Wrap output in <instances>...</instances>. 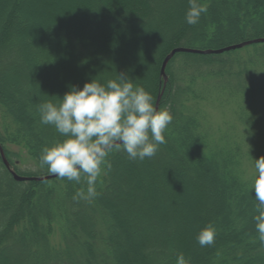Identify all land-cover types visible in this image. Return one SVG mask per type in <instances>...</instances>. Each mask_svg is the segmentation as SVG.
<instances>
[{
    "label": "trees",
    "instance_id": "trees-1",
    "mask_svg": "<svg viewBox=\"0 0 264 264\" xmlns=\"http://www.w3.org/2000/svg\"><path fill=\"white\" fill-rule=\"evenodd\" d=\"M22 1L0 19V145L10 164V168L5 166L0 153V264H118L119 256L127 264H176L179 253L190 258L191 264H264V246L256 238L253 220L254 160L264 157V43L222 54L179 53L166 69L164 92L161 76L165 58L176 48L214 51L264 39V12L258 11L257 0H233L234 4L200 0L208 12L195 28L185 25L188 5H182L183 0H62L69 1L72 13L65 11L61 21L51 14L53 22L40 21L36 9ZM224 10L233 15L221 26L217 17ZM149 30L161 36L163 46L157 49L153 81L142 86L152 94L155 105L163 92L159 110L167 109L174 117L164 135L174 146L161 145L160 161L154 156L130 169L125 164L134 161L126 152L110 154L112 167L105 168L98 179L99 195L91 202L74 201L76 192L67 190L72 185L67 179L17 182L13 173L50 176L47 166L39 165L41 150L65 137L40 123L35 106L30 112L39 117L32 122L14 95L27 102L41 101L49 87L60 86L57 73H63L73 60L81 64V70L106 74L126 60V53L137 52L136 45L144 44ZM74 77L69 75L68 82ZM141 82L145 77L141 76ZM71 85L65 86L70 90ZM36 124L43 126L45 135L35 131ZM9 146L25 150L31 165L21 163L22 155ZM149 161L157 172L149 169ZM170 167L174 176L167 185L158 176H165ZM209 173L214 174L212 182L220 196L212 200L217 204L207 222L213 217L218 234L215 244L200 254L178 244L177 224H161L149 216L144 210L147 195L141 190L150 189L148 198L153 201L151 190L157 187L164 192L159 196L167 207L184 191L181 178L192 185L205 184ZM75 185L83 187V183ZM55 189L64 205L72 201L70 210L63 209L70 213L67 228L58 217L32 207L33 199L41 194L48 199ZM69 229L80 243L66 237ZM55 230L61 241L53 247ZM134 232L141 237L136 238ZM123 238L130 239L129 246L136 240L130 251H121L120 246L127 245ZM128 252L134 254L131 262Z\"/></svg>",
    "mask_w": 264,
    "mask_h": 264
},
{
    "label": "clouds",
    "instance_id": "clouds-1",
    "mask_svg": "<svg viewBox=\"0 0 264 264\" xmlns=\"http://www.w3.org/2000/svg\"><path fill=\"white\" fill-rule=\"evenodd\" d=\"M188 5L185 22L197 25L208 7L200 0H188ZM58 98L37 106L40 123L54 127L65 137L42 148L39 165L47 166L48 173L61 180L85 183L86 190L81 188L73 196L76 202H91L98 197L96 185L105 168L111 169L108 158L113 152L124 151L130 160L143 162L153 158L160 146L167 143L164 133L173 115L167 109L158 110L152 94L125 73H118L105 83L94 78L82 89L70 86L63 98ZM254 161L257 175L253 220L256 238L264 246V157ZM217 234V228L209 223L199 231L196 241L202 248L210 247ZM176 264H191V260L179 253Z\"/></svg>",
    "mask_w": 264,
    "mask_h": 264
},
{
    "label": "rangeland",
    "instance_id": "rangeland-1",
    "mask_svg": "<svg viewBox=\"0 0 264 264\" xmlns=\"http://www.w3.org/2000/svg\"><path fill=\"white\" fill-rule=\"evenodd\" d=\"M22 0H0V19L4 16L10 15L12 10H15L17 5L21 2ZM26 1L25 4H29V6H31L32 9H36V14L38 16V19L43 20L45 22L49 21V20H53L51 19V14H53L54 18H56L57 20H62V16L66 15L67 13L65 11L68 12V14H71V7L69 1H62V0H24ZM184 2L182 3V5L187 2L188 5V0H183ZM232 3L234 4L235 2L233 0H231ZM47 2V3H45ZM257 5H261L260 7H258V11L259 12H264V0H257ZM259 3V4H258ZM50 4V7H48V5ZM53 4V6L51 7V5ZM70 6V7H69ZM54 7V8H53ZM189 7V5H188ZM234 8V5H233ZM253 8L256 10V5L253 6ZM7 11V13L5 11ZM232 13L228 12L226 10H224L221 12V14L217 17L218 20V24H220L221 26H223L225 24V21L227 18L230 21L231 17H232ZM204 16V15H203ZM64 17V16H63ZM205 17V16H204ZM204 23L207 21L206 18H204ZM201 21L203 23V19L201 17L200 22L197 25H188L185 22V25L191 28H195L196 26H200L201 25ZM1 25V24H0ZM36 27V26H35ZM197 31H201V29H197ZM204 32V31H203ZM161 36L157 34V32H153L152 30H149L145 33V37L143 38V45L141 46L142 43H139L138 45H136L137 48V52H133V53H126L125 54V58L126 60L122 59L118 62V64H116L114 66V68H112L108 73H102L99 70H93L90 69H83L81 70V64L78 61H71V64H68V67L63 71V73L58 74L59 75V80L57 81V85L60 86H56L55 88L53 87H49V90H47V95L45 94V96L43 95V97H40L41 101L38 100L34 101V99H30L29 102H27L26 100H23L21 97L19 96H15L17 104L20 103L24 104L25 109L24 111L29 112L31 115L30 119L32 122H34V119H38V115L35 113H31L32 112V106L37 107L40 103L48 100V99H53L54 102L55 100H58L60 98H63V96L65 95V93H67L69 91V89H67V87L65 85H73V86H78L80 89L83 88V86L86 83H89L92 81V79L97 78L100 80L101 83H105L107 80L109 79H115L116 76L118 75V73H125L130 79L133 80V82L135 84H138L140 86L145 84H148V86L150 85L152 78H154V65L156 63V58L159 54V51H157L158 48L163 46V43H161ZM39 41V40H38ZM135 48V49H136ZM85 68V67H84ZM111 72V73H110ZM69 75H73L74 80L73 81H69L67 80V77ZM167 75V74H166ZM141 76L145 77V82H141ZM66 79V80H65ZM71 85V86H72ZM146 89V88H145ZM147 90V89H146ZM54 96H58L53 98ZM26 101V102H24ZM37 102V103H36ZM17 104H13L14 107L17 106ZM31 105V109H29V106ZM31 111V112H30ZM26 112V113H27ZM28 114V113H27ZM215 118H218V115H215ZM37 125V124H36ZM41 125V124H39ZM35 126V131H39L38 133L45 135L44 131L42 130L43 126ZM54 128V127H53ZM53 128H51L53 130ZM53 132H55V129L53 130ZM40 134H38V136H40ZM46 145H49V142L44 141ZM175 143V142H174ZM174 143L171 144L169 141H167L166 144L170 145V147L174 146ZM48 147V146H47ZM9 149L16 153L18 156L22 155V162L23 164H26L28 166L31 165V163L29 162L27 156H26V151L19 148V147H15V146H9ZM173 149H175L173 147ZM176 150V149H175ZM158 152H160L158 150ZM155 155V161H160L162 159V153H158ZM193 159V163L192 164H196V162ZM134 162H131L129 164H125V166H127V169H130L129 167H133L135 168L136 166H140L142 165L141 161L139 160H133ZM147 159H145L143 161V163H146ZM149 169H152L154 171L157 170L155 164L150 163L149 161ZM161 165V164H160ZM184 165H187V163H184ZM175 168V167H174ZM138 172H141L140 169H137ZM157 172V171H156ZM167 174L164 176L159 174L158 179H164V183H166L167 185L171 184L169 183V179L172 178V176H174V169L167 168ZM203 175V174H202ZM214 175V174H213ZM212 175V173H209L208 175L205 174L206 176V182L204 184V181H202L203 183H201L199 181L198 184L192 185L190 183H188L184 178H181L182 183L184 184V187L182 188V190H184L183 192H180V196H175V199L172 200V202L170 203V205H168L167 207H164L163 205V198L160 197L159 195H163L164 192L161 190L157 191V187H152L153 190V196L155 197V199L153 201L149 200V195L148 193L150 192V189H147L145 187V192H143V190H141V193H145L147 196L144 200L146 207L144 208V210L147 211V213H149V216L153 217L154 220H159V222L163 223H171V224H177L174 225L176 226V228L179 230L180 235V239L179 240V245L181 247H183L185 250H189L192 248H195L198 250V252L203 253V248L204 250H208L210 247H201L196 241V236L199 233V231L201 229H203L205 226H207L209 223H212L213 217L207 222V220L213 215V211L215 210L213 208V205L217 204L216 201H212V200H217L216 197L219 198L220 194L219 192H217V189L214 187L212 179L214 178ZM164 177V178H163ZM216 177V176H215ZM217 179V182L219 183L217 177L215 178ZM171 181V180H170ZM72 185L70 187H68L67 190L72 191V192H77L78 190H80L81 188H84L86 190L87 185L85 183H83V187H79L77 185H75V183L72 181L71 182ZM169 183V184H168ZM61 184V183H60ZM59 185V184H58ZM63 187V184H61ZM65 187V186H64ZM73 187V188H72ZM169 187V186H167ZM246 190L249 192V190L247 189V187H245ZM72 189V190H71ZM56 193L54 196H51L48 199L43 198V194L40 195L39 198H35L33 199V203L34 206L32 205V207L34 208L36 205V209L35 212H39L41 213V211H45L47 214H52L53 217H58L65 225V228H67L66 223V219L70 218V213H66V209L65 206H67L69 208V210L71 209L72 206V201L67 205V203L64 205V202L61 201V193H59V191L57 189ZM38 191H42L40 188L38 189ZM215 193L214 197H212V195ZM177 194V192H176ZM225 196H227L225 194ZM212 197V198H211ZM66 198H67V194H66ZM182 200V201H181ZM47 208V210H45ZM42 209V210H41ZM44 212V213H45ZM63 212H65V214L63 215ZM254 212V211H253ZM39 213V214H40ZM164 214V215H163ZM223 214V212H222ZM255 215V212L253 213V216ZM51 216V215H49ZM67 217V218H66ZM73 217V216H72ZM187 217V218H186ZM214 219L216 220V218L214 217ZM169 225V224H168ZM68 232L70 233H66V237L70 238L71 241H74L76 243H80L78 238H74V235L72 234L71 229L68 230ZM136 233V232H134ZM141 236H138V234L136 233V238H140ZM126 239V240H125ZM123 238V242H126L128 245V242L130 241V239L128 238ZM125 240V241H124ZM61 241V237H60V233H58L57 230H55L54 234L51 237V245L54 247L58 244V242ZM132 241V240H131ZM136 240H134L133 242H135ZM133 242H131L133 244ZM130 243V246L126 245V247L124 245L120 246L121 251L122 250H126L130 251L132 244ZM79 245V244H77ZM204 251V252H205ZM127 257L129 258V261L131 262L134 254H130V252L127 253ZM118 264H127L126 260L123 261V257L119 256V261ZM130 264V263H129Z\"/></svg>",
    "mask_w": 264,
    "mask_h": 264
},
{
    "label": "water",
    "instance_id": "water-1",
    "mask_svg": "<svg viewBox=\"0 0 264 264\" xmlns=\"http://www.w3.org/2000/svg\"><path fill=\"white\" fill-rule=\"evenodd\" d=\"M258 43H264V39H258V40H253V41H249V42H244L238 45H234V46H230V47H226L223 49H219V50H206V51H201V50H193V49H188V48H176L174 49L164 60L163 65H162V69H161V76L163 77L164 80V88H163V92L165 90V87L167 85L168 82V77L166 75V69L168 67V64L170 63V61L176 56V54L179 53H190V54H198V55H210V54H222L225 52H230V51H234L237 49H242L246 46L252 45V44H258ZM163 92H161V94L158 96L157 102H156V107L159 110L160 107V102L161 99L163 97ZM0 153H1V157H2V161L5 164V166L7 168H10V164L5 156V152L3 150V148L0 145ZM13 177L17 182H44V181H48L51 179H56V176L50 175V176H46V177H42V178H37V177H21L19 175H17L16 173H13Z\"/></svg>",
    "mask_w": 264,
    "mask_h": 264
}]
</instances>
